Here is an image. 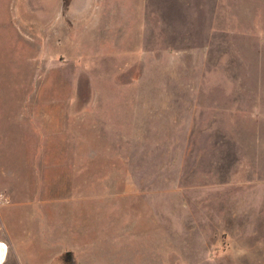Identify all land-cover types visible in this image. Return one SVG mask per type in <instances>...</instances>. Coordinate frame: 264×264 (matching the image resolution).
Masks as SVG:
<instances>
[{
	"label": "rangeland",
	"instance_id": "1",
	"mask_svg": "<svg viewBox=\"0 0 264 264\" xmlns=\"http://www.w3.org/2000/svg\"><path fill=\"white\" fill-rule=\"evenodd\" d=\"M2 264H264V0H0Z\"/></svg>",
	"mask_w": 264,
	"mask_h": 264
},
{
	"label": "bare ground",
	"instance_id": "2",
	"mask_svg": "<svg viewBox=\"0 0 264 264\" xmlns=\"http://www.w3.org/2000/svg\"><path fill=\"white\" fill-rule=\"evenodd\" d=\"M0 255H2V258L6 256V247L2 243H0ZM2 259H0L1 262Z\"/></svg>",
	"mask_w": 264,
	"mask_h": 264
},
{
	"label": "flooded vegetation",
	"instance_id": "3",
	"mask_svg": "<svg viewBox=\"0 0 264 264\" xmlns=\"http://www.w3.org/2000/svg\"><path fill=\"white\" fill-rule=\"evenodd\" d=\"M65 262L69 263V264H72V256L71 255H66Z\"/></svg>",
	"mask_w": 264,
	"mask_h": 264
},
{
	"label": "crops",
	"instance_id": "4",
	"mask_svg": "<svg viewBox=\"0 0 264 264\" xmlns=\"http://www.w3.org/2000/svg\"><path fill=\"white\" fill-rule=\"evenodd\" d=\"M3 245H5L4 243H2ZM7 252V251H6ZM5 257L6 256H4L3 258H2V260H1V262H0V264H2V262L4 261V259H5Z\"/></svg>",
	"mask_w": 264,
	"mask_h": 264
},
{
	"label": "snow or ice",
	"instance_id": "5",
	"mask_svg": "<svg viewBox=\"0 0 264 264\" xmlns=\"http://www.w3.org/2000/svg\"><path fill=\"white\" fill-rule=\"evenodd\" d=\"M0 259H2V255H0Z\"/></svg>",
	"mask_w": 264,
	"mask_h": 264
},
{
	"label": "water",
	"instance_id": "6",
	"mask_svg": "<svg viewBox=\"0 0 264 264\" xmlns=\"http://www.w3.org/2000/svg\"><path fill=\"white\" fill-rule=\"evenodd\" d=\"M67 255H69V253H67Z\"/></svg>",
	"mask_w": 264,
	"mask_h": 264
}]
</instances>
